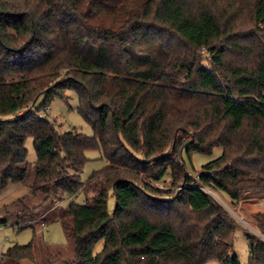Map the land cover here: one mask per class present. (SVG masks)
<instances>
[{
    "label": "trees",
    "instance_id": "trees-1",
    "mask_svg": "<svg viewBox=\"0 0 264 264\" xmlns=\"http://www.w3.org/2000/svg\"><path fill=\"white\" fill-rule=\"evenodd\" d=\"M68 90L93 136L41 112ZM217 146L195 177L178 159ZM89 148L106 164L83 182ZM10 183L26 191L0 205V225L56 219L74 248L65 264H239L238 222L206 193L191 207L190 191L264 198V0H0V191ZM79 192L83 204L55 209ZM254 227L264 236V209ZM246 238L248 264H264V238ZM43 244L34 228L0 264Z\"/></svg>",
    "mask_w": 264,
    "mask_h": 264
},
{
    "label": "rangeland",
    "instance_id": "rangeland-1",
    "mask_svg": "<svg viewBox=\"0 0 264 264\" xmlns=\"http://www.w3.org/2000/svg\"><path fill=\"white\" fill-rule=\"evenodd\" d=\"M43 100V95H40L35 101V106L39 105ZM79 98L75 91L68 90L63 97H54L47 105L43 115L53 121L55 127L64 132L70 129H76L87 136H93V130L87 121L78 111ZM25 148L27 150L26 158L30 163H33L36 158L33 141L30 136L25 139ZM222 152L220 146L214 147L210 153H202L193 151L190 148H183L179 155V160L183 161L185 170L188 175L196 176L202 165L206 162L218 157ZM177 154V152H176ZM85 162L82 172L81 181L85 182L92 171L102 168L106 164V160L97 148H89L85 151ZM158 187L165 188V184L157 182ZM178 189V187H176ZM26 191V188L21 183H10L0 191V205L10 202L13 199L21 196ZM191 207L202 205L204 202V194L210 195L214 200L221 204L229 214L238 222V227L233 235L232 252L236 253L239 258V264H248V240L246 233L251 232L264 236L259 233L254 227V213L264 209V198L259 196H249L237 205L231 203L230 198L226 193L219 190H213L206 187L196 186L190 191ZM132 191L126 188L119 189V199L125 203L131 198ZM71 203L83 204L84 194L79 192L72 196H65L57 205L59 209L67 208ZM115 205V197L111 193L108 198V208L112 210ZM34 228L39 233L43 234L44 244L39 246L34 253L33 260L24 259L20 264H65L62 262L67 258H72L74 254L73 244L65 235L62 225L56 219L50 220L45 225L34 224ZM27 227L19 230L13 224L0 225V255L10 245L14 243L26 244L33 236V228ZM103 246V240H99L94 247V254L100 252ZM59 252V257H58ZM203 264H220L217 260H209Z\"/></svg>",
    "mask_w": 264,
    "mask_h": 264
},
{
    "label": "built area",
    "instance_id": "built-area-1",
    "mask_svg": "<svg viewBox=\"0 0 264 264\" xmlns=\"http://www.w3.org/2000/svg\"><path fill=\"white\" fill-rule=\"evenodd\" d=\"M183 186H179L178 189L182 188Z\"/></svg>",
    "mask_w": 264,
    "mask_h": 264
},
{
    "label": "crops",
    "instance_id": "crops-1",
    "mask_svg": "<svg viewBox=\"0 0 264 264\" xmlns=\"http://www.w3.org/2000/svg\"><path fill=\"white\" fill-rule=\"evenodd\" d=\"M1 256V255H0Z\"/></svg>",
    "mask_w": 264,
    "mask_h": 264
}]
</instances>
